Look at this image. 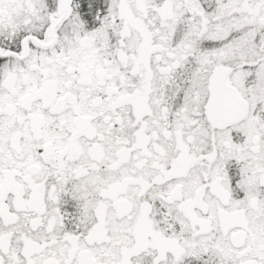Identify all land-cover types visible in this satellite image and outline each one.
<instances>
[{
	"label": "snow or ice",
	"instance_id": "obj_1",
	"mask_svg": "<svg viewBox=\"0 0 264 264\" xmlns=\"http://www.w3.org/2000/svg\"><path fill=\"white\" fill-rule=\"evenodd\" d=\"M0 264H264V0H0Z\"/></svg>",
	"mask_w": 264,
	"mask_h": 264
}]
</instances>
